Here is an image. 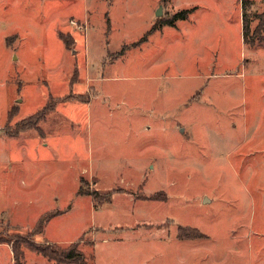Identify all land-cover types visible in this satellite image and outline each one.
Wrapping results in <instances>:
<instances>
[{
	"label": "rangeland",
	"instance_id": "1",
	"mask_svg": "<svg viewBox=\"0 0 264 264\" xmlns=\"http://www.w3.org/2000/svg\"><path fill=\"white\" fill-rule=\"evenodd\" d=\"M249 1L245 37L242 0H0V139L16 138L0 182L17 189L0 183V235L21 264H72L28 240L74 242L86 264H264V0ZM82 168L110 202L77 192Z\"/></svg>",
	"mask_w": 264,
	"mask_h": 264
},
{
	"label": "trees",
	"instance_id": "2",
	"mask_svg": "<svg viewBox=\"0 0 264 264\" xmlns=\"http://www.w3.org/2000/svg\"><path fill=\"white\" fill-rule=\"evenodd\" d=\"M248 4H249L248 0H242V8H243V12H244L243 13V28H244L245 37L247 36V34L250 31L249 22L251 19H249V18L255 17V16H257V17L261 16L259 14L254 15V16H249L248 13L245 12V9H246ZM191 11H192V9H184V10H181L179 12L174 13L173 18L168 23L173 25V23L176 20L186 19ZM48 109H49L48 105L44 106V108L42 109L43 111H39V113L31 116L29 119L32 120L34 118H37L36 121L33 122L35 124L37 121L40 120V118L43 117L44 113H46L48 111ZM81 182H83V179L81 180ZM79 193L82 195H88L89 194L91 196V198L94 200V202H96L97 204L111 201L110 192L102 195L97 190L84 191L83 188L80 187ZM46 221H48V218L44 219L40 223V227L38 230L39 232H43V227H44L43 225H44V223H46ZM181 230H183V228H180L179 234L183 235ZM28 241H26L27 246L34 249L38 254H41L43 257L45 256L52 261H56L57 263H59L60 261L61 262L66 261V262L72 263V264H74V262L77 264H86L85 263L86 260H84V255H83L82 251L78 249V247H77L78 245L76 243L68 245L69 247L62 248L61 246H57L56 244H54L52 246H50V244H48L47 246H44V245L41 246L40 244L35 243L34 241H29V242ZM0 242L9 243V238H4L3 235H0ZM52 247H55V248H52ZM13 249H14V263L15 264H21V260L19 259L21 256H20V253L17 251V247L15 244H13Z\"/></svg>",
	"mask_w": 264,
	"mask_h": 264
},
{
	"label": "crops",
	"instance_id": "3",
	"mask_svg": "<svg viewBox=\"0 0 264 264\" xmlns=\"http://www.w3.org/2000/svg\"><path fill=\"white\" fill-rule=\"evenodd\" d=\"M249 1V0H248ZM250 2V1H249ZM249 5V4H248ZM247 5V6H248ZM198 8L197 6H192V7H188V8ZM195 8V9H196ZM187 9V8H186ZM246 9H247V7H246ZM246 9H245V12H246ZM181 10H183V9H181ZM195 11L196 10H194V11H191L190 13H189V15H188V17L186 18V19H179V20H176L174 23H173V25H171V24H169L168 22L173 18H171L170 20H168V22H166L165 23V27H169V28H177V26H178V24L180 23H184V22H187V21H189V19L190 18H192L193 16H194V13H195ZM241 18H240V21H241V24H242V28H243V8H242V6H241ZM248 13V12H247ZM249 14V13H248ZM244 29V28H243ZM105 52H102L101 53V55H99L98 56V59H99V57H104L105 55H103ZM93 60V59H92ZM13 139H16V138H14V137H10V138H3V139H0V140H2V141H5L6 142V144H7V142L9 143L10 142V140L12 141ZM83 169V170H82ZM81 169V171H78V172H73L72 173V178H73V181H74V183H75V185H76V188H77V192H79V190H80V185H79V181H80V178L81 177H83L82 176V174L84 173V172H86L87 171V169H84V168H82ZM12 173V174H11ZM11 173H9V174H11V176H9L10 178L12 177V176H17V173L16 172H11ZM21 179V178H20ZM82 180V179H81ZM31 182H36V179H32L31 180ZM1 184H4V185H7V187H10L11 186V184H12V187H14V189H16V185H15V183L16 182H14V181H12L11 180V182H9V180H6V181H4V182H0ZM26 186V185H25ZM18 189H21V192L22 193H26L27 191H29L30 190V187H31V184H29V185H27L26 187H22V186H20V184L18 185ZM33 189V188H32ZM17 190V189H16ZM47 212H49V211H47ZM47 212H44V213H42V215H40V217H38V219H37V221L35 222V224H32V229L30 230V231H32L33 230V228H35L36 226H37V224L40 222V219H41V217L43 216V214H45V213H47ZM51 220V219H50ZM49 220V221H50ZM49 221H47V222H49ZM47 222L45 223V225H44V227H43V232L42 233H44L45 232V227H46V224H47ZM41 233V234H42ZM49 242H51V243H54V244H58V243H56V242H54V241H52V240H48ZM76 242V241H75ZM74 243V242H73ZM73 243H70V244H73ZM60 244V243H59ZM58 244V245H59ZM69 244V245H70ZM2 258H7V264H15L14 263V249H13V247H11L10 246V244H8L7 242H0V260L2 261Z\"/></svg>",
	"mask_w": 264,
	"mask_h": 264
},
{
	"label": "water",
	"instance_id": "4",
	"mask_svg": "<svg viewBox=\"0 0 264 264\" xmlns=\"http://www.w3.org/2000/svg\"><path fill=\"white\" fill-rule=\"evenodd\" d=\"M161 13V7L158 8V11L156 12V15H159Z\"/></svg>",
	"mask_w": 264,
	"mask_h": 264
}]
</instances>
